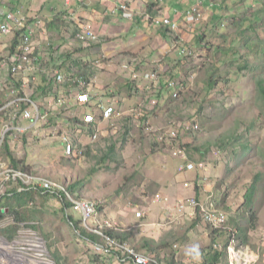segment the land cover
Returning a JSON list of instances; mask_svg holds the SVG:
<instances>
[{
    "label": "rangeland",
    "instance_id": "374dc122",
    "mask_svg": "<svg viewBox=\"0 0 264 264\" xmlns=\"http://www.w3.org/2000/svg\"><path fill=\"white\" fill-rule=\"evenodd\" d=\"M208 1L214 3L212 6L222 5L219 13L222 19L207 33L204 31L210 19L196 23L200 22L197 28L200 36L206 34L202 48L191 44L188 50L193 55L184 58L174 43L166 57L154 44L142 47V43L135 50L114 49L109 55L101 54L97 48L111 40L100 37L91 45L80 42L77 34L85 20L67 19L64 5L52 17L45 0H0L5 7L3 11H21L31 22L37 18L42 22L35 42L37 46L38 41H46L43 46L48 47L40 51L44 58L42 72L31 88H38L45 76L55 79L62 74L65 78L61 85L53 81L54 97L36 100L46 116L39 127L10 139L9 147L13 156L22 160L35 176L68 188L78 184L72 198L94 202L99 215L112 221L116 232L129 234L128 244L138 253L146 254L145 239L155 241H152L155 252L147 254L160 264H204L209 259L207 249L215 246L214 250H222L228 238L235 240L232 244L236 252L231 253L229 246L220 264H264V100L258 95L260 73L249 70L238 73L245 60L255 65L263 63L262 66L264 60L252 55L240 58L237 67L231 68L225 65L222 55L242 46L238 27L254 18L260 4L256 0ZM194 2L192 6L196 8ZM204 7L203 2V17ZM251 28L245 30L248 39H264V17L257 24V33ZM241 52L244 56L249 54L242 48ZM8 55L0 57V63ZM64 55L69 56L66 65L55 68L52 65L55 57ZM48 58L52 63L47 62ZM76 60H83L81 67L73 66ZM63 61L59 59V63ZM216 68L220 69V80L210 89L209 72ZM81 70L91 76H80ZM151 72L157 73L163 82L174 78L179 83L180 96L174 99L168 94L158 102L152 97L157 83L144 78ZM128 81L138 91L129 92ZM79 82L89 87L95 102L104 100L116 108L113 120L100 127L96 139L92 131L81 129L83 116L89 110L75 103V92L71 90L82 91ZM24 83L22 77L21 86ZM56 96L66 100V107L56 105ZM195 124L199 130L194 129ZM173 131L178 132V139L172 145L168 138ZM65 137L76 149L71 156L66 153ZM239 138L242 143L236 145ZM113 145L116 153L108 156ZM197 148L206 153L203 158ZM177 150H185L189 161L204 162L207 171L180 173L183 160L174 157ZM105 156L108 157L103 161ZM0 161L12 165L6 147ZM253 184L255 193L250 211L247 196ZM12 190L15 188L9 186L6 192ZM200 190L212 195L215 205L228 215L227 223L217 231L221 237L214 243L211 233L215 228L199 217L178 211L181 202ZM6 192L0 196L7 195ZM19 212L22 221L13 216L0 220V257L5 256L6 264H15L13 259H20L22 264H53L50 244L63 253L67 264H120L116 254L108 255L110 251H105L106 244L102 241L94 245L67 231L56 198L35 194ZM66 215L83 222L73 210L66 211ZM253 215L258 220L256 227L252 225ZM13 225L18 226L14 238L1 233ZM252 226L255 229L250 232L249 244L242 245L237 228ZM94 255L100 257L99 262L92 260Z\"/></svg>",
    "mask_w": 264,
    "mask_h": 264
},
{
    "label": "built area",
    "instance_id": "2783aa9c",
    "mask_svg": "<svg viewBox=\"0 0 264 264\" xmlns=\"http://www.w3.org/2000/svg\"><path fill=\"white\" fill-rule=\"evenodd\" d=\"M76 1L77 0H64L67 19L75 20V12L72 8ZM127 3V0L123 1V6H121L123 11L128 10ZM194 3L196 4V8H194L193 5L188 12V14H192V20L195 21L189 22L191 24L201 21V18L203 17L201 12L203 9V0H196ZM1 16L0 41L13 37L15 34L19 33L22 38V43L18 49L19 51L17 50L10 54L7 60L0 64V69L2 66L8 65L9 71H12L14 74L23 75L22 77L25 83L21 89L8 87V98L6 97L7 100H4V103L0 105V154L6 142H9L10 139L26 134L28 129L39 127L40 122L46 118V116L42 114L40 106L31 98L33 91L31 84H36V82H38V74L42 72L41 66L42 61L44 60L43 53L36 54L37 48L35 42V35L37 31L41 29L40 25L42 22L39 18H37L36 21L31 22L21 11H11L4 13ZM125 17L129 18L131 15L127 14ZM148 17V22L154 27L165 25L169 26L172 30H177V24L172 23L170 19ZM77 39L85 45H90V43L99 40V35L96 33L92 25L81 23V29L77 34ZM181 55L187 57L192 56L193 53L187 49L181 51ZM49 60L50 59L48 58L47 61ZM135 78H137V76H135ZM145 79L158 84V75L155 72L147 73ZM56 81L58 84H62L65 82V78L62 74H57ZM80 85H82V91L78 93H76V90L74 89L71 91L75 92V103L78 106L89 110L83 116L82 129L92 131L94 133V138L96 139L98 137L97 131L100 127L113 120L116 114V108L111 103H106L104 100L95 102L89 92V87L82 82L78 83V86ZM172 85L173 83L170 84V86ZM26 87L29 89L26 90ZM175 97H178L177 94H175ZM55 103L56 105H65L66 107L67 102L61 97L56 99ZM24 105L27 107L23 108L22 106ZM26 123H28L27 126L25 125ZM194 129L199 130V126L195 124ZM177 139V131H173L171 134L169 133L168 141L170 144ZM63 141L66 145L67 155L71 156L75 146L69 138L65 137ZM173 155L174 157L183 160L182 165L179 167V171L182 174L193 172L204 174L207 171V165L204 162L189 161L185 150L174 151ZM9 186H13L18 192H26L30 190H36L37 192L42 193L47 191H63L73 203V210L76 213H79L90 232L106 241L105 251L109 252L113 246L117 245V247L124 253L118 258L120 264H159L148 255L140 254L127 245H119L112 241L106 234L105 229L114 228L115 225L110 220L101 221L99 219L98 208L94 202L72 198L73 196L67 192V188L62 184L47 178L35 176V174L31 172L15 168L12 165L0 161V193L6 192ZM15 190L6 193L12 195ZM32 205L33 204H31V206ZM178 211L180 213L188 212L194 217H199L215 229H222L228 221L227 213L218 208L214 203V197L208 195V192L203 190L198 191V194L197 191H195L194 197L181 202L178 206ZM138 217L141 218L142 214L139 213ZM232 243H235L234 239L230 242L229 250H231V253L235 254L236 249ZM100 251H103V249H100ZM4 258L5 256L0 257V264H6ZM12 262H15V264H22L20 259H13Z\"/></svg>",
    "mask_w": 264,
    "mask_h": 264
},
{
    "label": "trees",
    "instance_id": "16d2710c",
    "mask_svg": "<svg viewBox=\"0 0 264 264\" xmlns=\"http://www.w3.org/2000/svg\"><path fill=\"white\" fill-rule=\"evenodd\" d=\"M253 1L254 0H250ZM62 3L64 5V0H62ZM256 4H260V8L257 11L256 15L254 16L253 19L249 20L247 23H245L243 26L238 27L239 31H240V37L239 39V43L242 45L241 47H234L232 49L229 50L228 54L227 53H222L224 61H225V65L231 68H235L237 67L236 63H238L240 58H249L252 55H255L257 57H259V60H264V39L260 38L259 40H251L247 38V34L245 32V30L251 28V31H253L254 33H257V24L263 19L264 17V0H256ZM217 9V10H215ZM223 7L222 5H218L216 7V5L212 6L211 10H213V12L209 15L208 19H210V23L207 26L208 28L205 29V33H207V30H212L214 27H216V22H219L222 19V16L219 14L222 11ZM148 14L150 15L151 18H155L156 12H155V5L153 4H149L148 6ZM205 19V17H203L201 19V21H203ZM244 26H247L246 29H244ZM159 27V32H160V36H162L164 39H166L167 41H170V43L173 46V43L175 44V47L177 48V50H179V55H181V51L183 50H187L189 49V47L192 45H194L195 48H202V42L204 41V34H202V36H200L199 31L200 29H196L194 34V39L192 40V42L190 44L178 39L175 35L173 30L169 27V26H165V25H160L157 26ZM201 28V27H200ZM224 38H229L228 36H224ZM99 41V40H98ZM96 42H92L90 43H97ZM12 45H10L9 47V52L10 54L16 52L19 47L21 46L22 43V38L20 36L19 33L15 34L12 37ZM177 45H180V48L178 49ZM48 46H43V48H47ZM240 48V49H239ZM241 48L244 50L248 51V55L244 56L241 52ZM191 50V49H190ZM19 51V50H18ZM37 51L36 54H41V52ZM55 57V56H54ZM67 57H69L68 55H64L63 57H55L56 60H54V63H52L50 60L48 61V63H52V65H54L55 68H62V66L64 67L66 65V61H67ZM184 57V56H182ZM191 56H187L184 58H188ZM61 58V61H63V63H59V59ZM229 58V59H226ZM85 63V62H84ZM43 64V63H42ZM64 64V65H63ZM83 64V60H76V62H74L73 66L76 67H81ZM263 64V63H262ZM261 65H255V64H251V62L249 60H245V63L243 64V66H240V71H238V73H242L243 71H254L257 73H260V76L257 80V88H258V95L260 97V99L264 100V66ZM10 72V82L11 84L9 86H7V88L9 87H15L17 89H21L22 88V77L20 74H14L12 71ZM220 72L219 68L214 69L213 72H209V80L207 82V87L208 88H212L215 85H218L219 80H220V76L218 75ZM91 76L90 73L88 71H84L81 70L80 76ZM146 75V74H145ZM158 75V74H157ZM174 77V76H172ZM135 78V77H134ZM145 78V76H144ZM176 78V77H175ZM49 79V80H48ZM137 78H135L134 80H136ZM171 80L165 81L163 82L162 79L160 78V76L158 75V84L157 87L154 89L155 91V97L158 99V102H160L161 100L165 99L167 97L168 94H170L171 96H173V98L175 99V94H177V96H180V91L181 89L179 88V83L176 82V80L174 78H170ZM175 80V81H174ZM53 81L54 84L57 85H61L58 84L55 79H50L49 77L47 78V76L43 77L42 79V84L40 83L39 87L36 89H32V95L31 98L32 100L37 103L36 100L44 99H51V97H54V93L55 90H53V88L51 87L53 85ZM150 81V80H147ZM37 83V82H36ZM172 86H170V84H172ZM127 88L129 89V92H132V90L135 89V91H138V89L134 86L133 82L128 81L127 82ZM8 91V89H7ZM110 96L113 97V95L110 94ZM57 97V96H56ZM93 97V96H92ZM177 97V98H178ZM58 99V97H57ZM94 99V97H93ZM3 104V103H2ZM1 104V105H2ZM38 104V103H37ZM23 108L27 107V106H22ZM95 109V108H93ZM200 110H202V107H200ZM42 111V110H41ZM63 112V111H62ZM43 114V112H42ZM44 115V114H43ZM54 119H52L53 121ZM75 121H79L76 120ZM112 121V120H111ZM42 122V121H41ZM40 122V123H41ZM109 123V122H108ZM40 125V124H39ZM85 130V129H84ZM25 135V134H23ZM21 136V135H20ZM235 136V134H233L231 136V138L229 139L232 140L233 137ZM242 143V138H239L236 141V145H241ZM221 144V143H220ZM219 144V145H220ZM219 145H217V147L223 151V148H220ZM6 147V151H7V156L8 159L10 161V163L12 164L13 167L18 168V169H22V170H26L28 171L30 168L28 166H26V164L22 161V160H18L17 158H15L13 156V153L11 152V148L9 147V142H6V144L4 145V148ZM76 152V149L74 147V151L73 153ZM197 152L200 153L201 157L203 158L206 153H204L202 151L201 148H197ZM203 152V153H202ZM116 153V146L113 145L111 146V148L109 149V153L108 156H112L113 154ZM105 156L102 160L106 161L107 157ZM22 167V168H20ZM183 174H187V173H183ZM67 192L71 195V196H76L75 194L77 193V189H78V184L71 186L70 188L66 187ZM255 193V184H253V186L250 188V192L249 195L247 196L248 198V206L250 208V211L253 210V196ZM35 194H39L40 196H48V197H54L58 200L59 204H61V209H62V221L65 222L66 224V229L67 231H71V233H73V236L75 238H80L81 240L85 241V242H90L94 245H99L100 241L103 242V244H106V241H104L101 237L94 235L92 232H90V230L88 228H86L85 226L83 227L82 225V221H78L74 218V216L71 215H66V211L73 210V203L70 201V199L67 197V195L63 192V191H59V192H55V191H47V192H37L36 190H30V191H26V192H18L17 190L14 191V193L12 195H5V196H0V220L5 219L8 216H13L16 217V221L17 220H21L22 219L19 217L20 216V212H19V208L27 205L30 201L33 200ZM198 194V191H197ZM199 197V196H197ZM74 211V210H73ZM75 212V211H74ZM75 214V213H74ZM99 219L102 221L104 220L100 215ZM257 218L256 216L253 215V219L252 222H254V224L252 225H257ZM256 227V226H255ZM255 227L252 226V228H240L238 227V231L237 233H239V239L241 240L242 245H247L249 244V235L250 232L255 229ZM219 229H216L214 233H211V237L213 239V243L216 241L217 242V238L221 237L218 234ZM18 231V226L17 225H13L10 226L7 229H4L3 231H1L2 234L9 236L10 239L14 238L15 235L17 234ZM116 228H107L105 229L106 234L109 236V238L116 242L119 245H127L129 247H131L128 244V241L130 240L131 237H129V234L125 233H118L116 232ZM232 239H227L225 244L223 245L222 250H214L213 246L212 248H209L207 250H209L207 253V257L209 259L206 260V262L204 264H220L221 261L227 256V251H228V247L230 245ZM145 250H147L148 252L153 253L155 252V246L153 242L155 241H151L149 239H145ZM154 247V248H153ZM50 248V253H51V257H52V261L53 264H67V258L63 255V253L59 250V249H54L53 246L50 244L49 245ZM133 248V247H131ZM134 250H136L135 248H133ZM137 251V250H136ZM144 255H148L150 256L152 259L156 260L154 257H152L151 255L147 254ZM138 252V251H137ZM110 254L108 255H112V254H116L119 257H121L124 253L116 246H113L109 252ZM206 257V258H207ZM100 257L97 255L92 256V260L94 262H99ZM119 261V259H118ZM159 264L160 262L158 260H156ZM120 263V261H119ZM123 264V263H122ZM153 264V263H152Z\"/></svg>",
    "mask_w": 264,
    "mask_h": 264
},
{
    "label": "crops",
    "instance_id": "0c3cea01",
    "mask_svg": "<svg viewBox=\"0 0 264 264\" xmlns=\"http://www.w3.org/2000/svg\"><path fill=\"white\" fill-rule=\"evenodd\" d=\"M45 1L48 4L47 8L51 12L50 15L52 17H56L57 13L62 11V0ZM123 1L124 0H77L73 4L72 10L75 12V19H83L85 22L82 23H86L85 25H92L99 35V39L100 37H107L104 38L106 41L109 39L111 40L109 43H105L97 48L98 52L101 54L105 53V55H109L113 53L114 49L131 51L140 48L142 44V47L147 44H154L156 49L160 52H164L163 56L166 57L165 54H168L171 49H173V46L170 41L160 36L159 27H154L148 22V16H150L148 14L149 4L155 5V12L157 15L155 17L167 18L170 19L172 23L177 24V30H173V32L178 39L188 44L194 39V32L198 28L200 22L198 24L189 23V21L193 19L192 14H188L192 6V0H127V11L121 9ZM203 2L205 3L204 9L206 12L203 22H206L205 20L208 19L210 15L209 12L212 8L211 6L214 3L208 0H203ZM4 8L3 5H0V17H2L1 15L4 13L11 12L8 10L3 11ZM63 11L66 13L65 10ZM127 14H130L131 17H125ZM11 40L12 37H9L0 41V57H6L8 54L10 55L8 47L10 46ZM45 43L47 42L38 41L36 46L37 51H46L47 48H43V44ZM140 43L142 44L140 45ZM111 48H113V50ZM0 64H2V62ZM10 84L9 66H2L0 69V105L2 104L1 102H4V100L6 101L8 98L7 86ZM25 89L27 90L29 88L26 87Z\"/></svg>",
    "mask_w": 264,
    "mask_h": 264
}]
</instances>
